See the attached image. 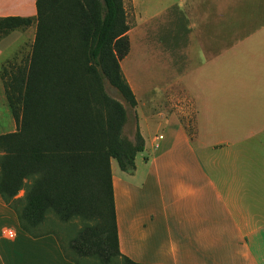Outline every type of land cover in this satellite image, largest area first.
Wrapping results in <instances>:
<instances>
[{
    "label": "crops",
    "instance_id": "0c3cea01",
    "mask_svg": "<svg viewBox=\"0 0 264 264\" xmlns=\"http://www.w3.org/2000/svg\"><path fill=\"white\" fill-rule=\"evenodd\" d=\"M9 2L0 17L35 13V0ZM132 2L138 25L173 27L181 70L173 63L166 87L168 143L152 139L140 172L111 166L120 253L139 264H264V0ZM17 33L0 41V66ZM0 264L74 263L55 235L22 231L0 197Z\"/></svg>",
    "mask_w": 264,
    "mask_h": 264
},
{
    "label": "trees",
    "instance_id": "16d2710c",
    "mask_svg": "<svg viewBox=\"0 0 264 264\" xmlns=\"http://www.w3.org/2000/svg\"><path fill=\"white\" fill-rule=\"evenodd\" d=\"M35 23L27 63L1 75L17 128L0 135V197L33 238L46 235L50 213L77 220L67 242L56 237L74 264H139L119 251L111 161L132 172L145 144L138 129L123 136L127 111L105 89L136 107L120 66L130 51L124 0H35ZM32 24L0 17V41Z\"/></svg>",
    "mask_w": 264,
    "mask_h": 264
},
{
    "label": "rangeland",
    "instance_id": "374dc122",
    "mask_svg": "<svg viewBox=\"0 0 264 264\" xmlns=\"http://www.w3.org/2000/svg\"><path fill=\"white\" fill-rule=\"evenodd\" d=\"M17 3L18 0H15V7L18 6ZM9 5H12L11 0ZM163 5H165V3L161 6L165 8L166 6ZM124 7L130 27L127 33L130 51L128 55L120 61V66L131 89L133 91L135 90V93H133L137 101L136 107L134 109L130 108L107 81L105 82V89L107 94L120 102L127 111L128 121L123 128V136L133 141L139 125L145 137L143 140L146 139L148 142L147 150L136 156L135 162L140 172L145 162L143 158L151 155V151L154 149L151 145L152 139L160 134L165 137V140L161 141V144H166L170 140V129L173 126L172 121L174 119L170 113L169 105L166 102V87L167 84L174 79L173 70H175V68L181 70V66L179 65L181 56L178 55L180 43H171L173 36L171 32L173 27L171 25L163 24V26H154L153 23L148 22L144 26H140L136 22L132 0H124ZM146 7L152 9V7H155V3L149 1ZM26 12H16L13 14L23 17L30 16L33 18V24L24 30L18 31L17 36L14 34V39H12L13 37L11 38L12 41H14L15 38L17 39L12 55L1 63L0 86H3L1 75L4 69L8 71L12 65L24 66L29 59L35 36L36 23L35 13H33L34 9L32 8V12L30 10ZM149 13L151 14V12ZM162 22L164 23V21ZM157 34L158 37L155 38V41H152L153 36ZM137 37L139 38L136 42ZM173 63H176L175 68L173 67ZM3 96V102L1 101L0 103V133H9L16 130L17 124L8 108L4 90ZM159 115L162 117L158 118ZM111 166L115 172L120 173L115 160L111 161ZM23 195L24 192L21 191L16 198H22ZM79 227L80 224L77 220L63 223L50 213L47 215L46 221L39 229V232L43 234H53L60 241L67 242L69 238L75 235Z\"/></svg>",
    "mask_w": 264,
    "mask_h": 264
},
{
    "label": "built area",
    "instance_id": "2783aa9c",
    "mask_svg": "<svg viewBox=\"0 0 264 264\" xmlns=\"http://www.w3.org/2000/svg\"><path fill=\"white\" fill-rule=\"evenodd\" d=\"M159 139H161V136L159 137ZM2 235L7 239H13L15 237L14 231L10 229L2 230Z\"/></svg>",
    "mask_w": 264,
    "mask_h": 264
}]
</instances>
